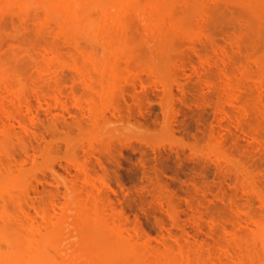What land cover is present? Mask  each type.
<instances>
[{
  "label": "rangeland",
  "instance_id": "1",
  "mask_svg": "<svg viewBox=\"0 0 264 264\" xmlns=\"http://www.w3.org/2000/svg\"><path fill=\"white\" fill-rule=\"evenodd\" d=\"M138 1L0 0V213L65 264L96 211L137 264H264V0Z\"/></svg>",
  "mask_w": 264,
  "mask_h": 264
},
{
  "label": "bare ground",
  "instance_id": "2",
  "mask_svg": "<svg viewBox=\"0 0 264 264\" xmlns=\"http://www.w3.org/2000/svg\"><path fill=\"white\" fill-rule=\"evenodd\" d=\"M120 1H123L124 3H126L127 1L130 2L131 0H126V1L116 0V2H118L117 3L118 5L123 4V3H119ZM137 1L134 0V2L137 4V7H139L140 6V5L138 6L139 1L138 2ZM134 2H132V3H134ZM147 2H148V0H147ZM153 2H155V0ZM135 3H134V5H135ZM114 4L116 5V7L118 6L116 3H114ZM126 5H128V3L125 5H122V6H126ZM129 5H131V4L129 3ZM151 60H153V59H151ZM24 212H22V214ZM93 212H95V211H93ZM99 212L100 213H98V211H96L95 212L96 215L95 216L93 215L94 217L91 214L89 215V213H87L88 217L91 216L90 218L85 216L86 213L83 214L84 216H82V213H81V217H86V219L88 218L87 220H88V224H89V225L87 224L89 226L87 230H86L87 226L84 227V229L83 228L82 229L84 231H87V233H89L88 231H91V232L87 235H85V234L82 235L84 237L82 238L81 243L77 246V248H75V259H74L75 262H74V264H137L138 263L137 260L140 259L139 256L141 257V254L143 255V253H141L138 256V254L141 251L139 250L137 252V250L135 248H133L134 245L132 246V244L129 241H127L128 239L124 238L125 237L124 235H121L123 232H121V234H120L119 231H121V229H115L116 226L115 227L113 226L114 229L112 226H110L112 229L109 228L108 224H110V223L107 224L106 220H107V218L110 219V217L105 216V217H107L105 220L103 213L101 214V211H99ZM4 213H0V264H61L62 262H64V264H65L66 260H64V259L58 260L56 258H53V256H51L49 254L50 252L49 253L47 252V246L49 244H53L55 246L56 250L60 249V247H59L60 245L58 247L55 245L57 243L56 237L60 236V232L57 231L59 228L58 229L56 228L57 230L52 228V231H50V229H49L50 233L49 232H47L46 234L43 233V236H42V233H40L38 235L35 232L33 234L32 233V231L34 230V229L32 230L33 226L32 227L30 226L31 223H30V225H28V223L26 222V218L23 221L26 222V224L28 225L29 230H31V232L27 231L26 229L24 230V228L22 226L25 223H23L22 225L18 224V223H20V220L17 221V225H20L21 228H23V230L20 228L14 229L13 228L14 226H12L10 228V226L12 224H10V223H9L10 225L7 224V219L8 220L11 219V217L8 218L9 217L8 215L10 212L7 213V215H6V212H4ZM23 217H25V215ZM77 220L80 221V219L77 218L75 222H78ZM108 222H111V221L108 220ZM21 223H22V221H21ZM82 223H83V225H82V227H83L84 224H86V223H84V221ZM79 225H81V224L78 222V226ZM26 226H25V228H26ZM258 226L259 227H257L258 228L257 231L260 232V235L264 240V224L261 223ZM17 227H19V226H17ZM79 227H81V226H79ZM84 231H82V232H84ZM102 231L104 232L103 234H102ZM105 231H114V232H112V235H114L115 237H113V236L109 237V236H111V234L106 232L107 235L108 234L109 235H108V238H105L104 237ZM115 231H117V232L115 233ZM56 233H58V234L56 235ZM36 235H37V237H36ZM55 235H56V237H55ZM107 235H105V236H107ZM128 242L131 244V246L129 245ZM136 248H138V247H136ZM61 251H63V250H61ZM61 251H59V252H61ZM64 257H66V256H64ZM56 260H58V261H56ZM58 262H61V263H58ZM142 264H144V262Z\"/></svg>",
  "mask_w": 264,
  "mask_h": 264
}]
</instances>
